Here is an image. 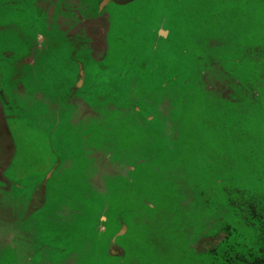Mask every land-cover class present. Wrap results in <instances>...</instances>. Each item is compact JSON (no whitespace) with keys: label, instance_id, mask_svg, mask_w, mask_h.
I'll return each mask as SVG.
<instances>
[{"label":"rangeland","instance_id":"obj_1","mask_svg":"<svg viewBox=\"0 0 264 264\" xmlns=\"http://www.w3.org/2000/svg\"><path fill=\"white\" fill-rule=\"evenodd\" d=\"M0 166V264L250 259L264 0H0Z\"/></svg>","mask_w":264,"mask_h":264},{"label":"trees","instance_id":"obj_2","mask_svg":"<svg viewBox=\"0 0 264 264\" xmlns=\"http://www.w3.org/2000/svg\"><path fill=\"white\" fill-rule=\"evenodd\" d=\"M204 65L198 70L203 72L204 71ZM238 263H231L230 264H264V245L261 247V251L257 253L256 255H253L250 259L242 260L238 259Z\"/></svg>","mask_w":264,"mask_h":264},{"label":"flooded vegetation","instance_id":"obj_3","mask_svg":"<svg viewBox=\"0 0 264 264\" xmlns=\"http://www.w3.org/2000/svg\"><path fill=\"white\" fill-rule=\"evenodd\" d=\"M1 171H2V166H0V176H1ZM5 248H6V247H5ZM5 248H4V249H5ZM2 249H3V248H1V250H2ZM1 250H0V251H1ZM33 254H34L33 251H31V255H32V256H33Z\"/></svg>","mask_w":264,"mask_h":264}]
</instances>
